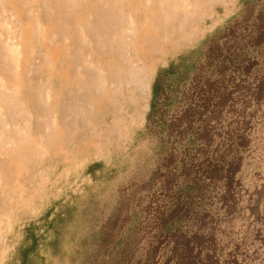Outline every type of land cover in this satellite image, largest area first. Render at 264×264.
Listing matches in <instances>:
<instances>
[{"label": "rangeland", "instance_id": "1", "mask_svg": "<svg viewBox=\"0 0 264 264\" xmlns=\"http://www.w3.org/2000/svg\"><path fill=\"white\" fill-rule=\"evenodd\" d=\"M262 1L264 0H258L259 3ZM67 2L64 0L62 3L63 9ZM243 5V0H237L226 15H222V9H220V19L216 23L209 21L204 26L205 32L193 44L174 52L154 67L147 102L144 105L143 119L137 126L131 127L129 118L133 111L131 104L126 106L128 111L121 115V113L108 112L98 103L90 113L83 115L79 111L74 118L64 121L61 115V102L57 98L53 100V96L66 90L65 75L61 73V69L72 70L71 65L66 66L69 56H65L69 55L68 49L73 47L75 40L71 38L72 31L68 27L70 24L67 26L64 15L58 14L57 22L60 23L61 29L59 27L53 29L42 11L39 0H0V43L7 44L9 47L10 44L16 45L14 49H18L19 52L17 55L19 70L16 71L13 70V66H9L12 64L8 61L9 58L7 56V59L2 58L0 54V60L3 59L0 61V78L4 79L3 90L10 93L8 95L16 93L17 100H14L16 106L20 102V105L25 107L24 110L31 114V118L33 117L30 120L31 129L19 134L18 129L26 126L24 116L16 118L17 115H9L5 124L0 120V139L2 138L0 163L4 164H0V264H18L15 254L24 239L25 229L31 224L38 226L34 230L36 233H44V241L39 246V254L46 260L49 258L47 261L50 262L47 264H57L53 258H50L46 248L52 239L51 233H45L41 225L46 216L49 220L55 216L59 211V203L64 204L78 197L79 203L84 205L91 197L90 195L98 193H101L104 198L112 197L115 189L129 176L121 169L129 172L133 169L139 170L141 174L139 179L148 176L155 167L158 157L155 149L156 139L149 134L138 139L137 135L143 131L146 124V115L151 100V86L158 70L166 68L180 54L197 49L202 41L224 26L228 20L232 18L240 20L241 13L246 9ZM29 7L32 10H28ZM58 8H61V2ZM91 9L92 3L88 0H85L84 7L81 5L78 9L77 6L74 13L77 20L74 23L78 19L81 21L83 19V21H88L87 24H92ZM33 17L35 20L38 19L36 21L38 25L35 24ZM3 22L4 25H2ZM246 24L250 27L255 22L248 21ZM259 25L263 29L261 32L263 36L257 43L245 50L232 48V51L241 56L245 52L248 53L247 56L252 64L249 73L243 75L242 68H239L236 73L229 70L226 83L220 92L223 99H217L215 106L205 113L203 119V124H209L213 128V141L209 150L226 149L231 141L236 140V136L242 135L244 139L242 146L238 147L235 154V160L238 162L233 189L236 194V211L218 221L221 222L217 228L221 264H231V261L233 264H264V91L260 98L257 97L259 87L262 83L264 84V23L261 21ZM4 26H8L7 29L9 28L11 32L5 30ZM10 36L13 37L12 40ZM104 49L97 52L100 54L98 56L100 59L96 57L98 62L101 61V67L108 63V55ZM36 54L38 55L35 56ZM80 55V60L83 62L85 56L82 55L85 53L81 52ZM63 58L65 64H62ZM124 58H126L125 55L122 56V59ZM96 59L93 62L98 64ZM7 62L10 64L8 65ZM79 67V73H83L84 68L82 65ZM27 73L29 74L26 77ZM79 73L74 74L81 77L82 73ZM56 82H58L57 85ZM179 88L181 106L172 107L173 110L167 116L168 120L186 105L196 103V101L191 103V95H195L196 90L190 81L180 85ZM47 89L52 90L50 92L52 99L48 105L43 106V103L39 101L43 96L42 92H46ZM73 97H71L72 103L77 101L83 105L77 93H74ZM47 107L50 111L46 109ZM17 119L18 121H15ZM26 119L28 123V117ZM112 119L122 122V127L126 129H124L123 137L120 140H113L115 144L108 147H104L102 143L97 144L98 133L94 131H98L104 125H110ZM11 120L14 125L19 122V126L17 125L19 128L13 126L17 128V131L16 128H11L13 125ZM40 136L43 137L41 141ZM86 141L87 143L83 144ZM88 143L90 145L85 147L84 145ZM78 145L84 147L80 148ZM94 164H101L103 171L109 168L120 170L107 182L99 183L86 173Z\"/></svg>", "mask_w": 264, "mask_h": 264}, {"label": "trees", "instance_id": "2", "mask_svg": "<svg viewBox=\"0 0 264 264\" xmlns=\"http://www.w3.org/2000/svg\"><path fill=\"white\" fill-rule=\"evenodd\" d=\"M243 4L240 20H228L197 49L158 70L146 124L137 135L156 139L158 157L148 176L139 179V170L121 169L129 176L112 197L90 195L84 205L74 197L59 203L53 218L43 219L41 226L52 237L46 248L57 264H221L218 221L236 211L235 154L244 139L236 136L226 149L209 150L213 128L203 119L223 99L227 72L242 68L246 75L252 66L247 52L241 56L232 48L245 50L263 36L259 23H264V1ZM248 21L255 24L249 27ZM187 81L196 90L191 95L196 103L168 120L172 107L181 106L178 90ZM263 91L262 83L258 98ZM119 170L103 171L94 164L86 173L100 183ZM35 228L31 224L25 229L15 254L18 264L50 262L39 254L44 233Z\"/></svg>", "mask_w": 264, "mask_h": 264}, {"label": "bare ground", "instance_id": "3", "mask_svg": "<svg viewBox=\"0 0 264 264\" xmlns=\"http://www.w3.org/2000/svg\"><path fill=\"white\" fill-rule=\"evenodd\" d=\"M88 1L92 3V9L90 12L93 18V21H91L93 22L92 24H87L88 21H83V19L82 21L81 19H78V21L74 23V21L77 20L75 18L76 16L74 17L76 8L78 6L79 9L81 5H83L84 7L85 0H66L67 3L65 7H67L66 9H68V11L65 9V7L63 9L62 3L64 2V0H39L42 11L46 15L45 17L50 22V25H52V28H60V23L57 22L58 14H60V16L64 15L63 18L65 19V24H67V26L68 24H70V26L68 27H70V30L72 31L71 38L75 39L73 42V47L68 49L69 55H65L69 56L68 61L66 62V66L69 67V65H71L72 70L70 69V71H68V68L64 70L61 69V73L65 75L66 86L64 83L63 85L66 87V90L53 96V100L54 98L60 100L61 115L62 118H64V121L68 118H74L79 111L83 115L86 113H90L98 103L102 105L103 108L108 112L121 113V115L128 111V109H126V106L131 104L133 105V111L129 115L130 126L135 127L143 119V113L145 111L144 105L147 102V93L154 67L158 65L162 60L168 58L174 52L193 44V42H195L205 32L204 26L209 21L211 23H216V21L220 19L221 15L219 10L222 9V15H226L228 11H230L231 8L235 5L237 0ZM60 2L61 8L59 9L58 6ZM29 9L32 10V8L30 7L28 8V10ZM85 9L86 8H84V10ZM33 19L35 20L34 17ZM37 20H35V24H37ZM2 25H4V22ZM7 27L8 26H4L5 30L7 29ZM36 29L38 28L36 27ZM7 30L10 31L9 28ZM57 33L59 34V31ZM9 35H11V33ZM50 35L52 36V34ZM10 38L11 40L13 39V37L11 36ZM11 46L12 44H10L9 47L7 44L0 43V54L2 55V58H6L7 56V58L10 59H8V61H11L12 64L9 63V65L8 62L7 64L9 66H13V70L16 71L19 70V61L17 60V55H19V52L18 49H14L16 45L12 47ZM101 49L106 50V53L108 55V63L104 64L102 67L100 65L101 61H97V59L99 58L98 56H100V54H98L97 52ZM81 52L85 53V55H82L85 56V59L83 58L84 63L80 60ZM95 53H97V55ZM37 55L38 54H36L35 56ZM124 55L126 56V58L122 59V56ZM94 59H96L98 64L93 62ZM2 60L3 59H1L0 61ZM62 64H65L64 58L62 59ZM80 65H82V67L84 68V72H80L82 73L81 77L75 75L76 73H79ZM34 68L35 66L33 67V69ZM7 73L8 72H6V74ZM28 74L29 73L25 74L26 77L28 76ZM11 75L13 76L12 73ZM35 76L36 75L34 74V77ZM3 80L4 79L0 78V120L3 122V124H5L6 119L9 115H17L16 118L24 116L23 119L26 126L22 124V126H24L23 129L21 127V129L18 127L19 122L17 124L18 126L14 125L12 121L13 119L11 120V124H13L11 128L18 127V134L25 133L26 131L31 129L30 120L33 117L31 118V114L24 110L25 107L23 108L20 105V102H18L16 106V101H14L17 100L16 93L8 95L10 93H7V91L4 92ZM27 80L28 79L26 78V82ZM14 81L16 82V80ZM57 83L58 82H56V85ZM11 86L10 89L12 88ZM58 86L55 87L58 88ZM51 91L50 89H47L46 92H42L43 96L41 98L39 97V102H41V104L43 103V106L48 105V103L51 102ZM74 93L78 94V98L83 102V105H80L77 101H75L74 103L71 102V97L74 96ZM46 109H48V107ZM39 112L41 113V111ZM26 117H28V123L26 122ZM18 119L15 121H18ZM45 128L46 127H44V129ZM32 129H34V127ZM124 129L125 128L122 127L121 121H114L112 119V123L110 125H104L102 128H99L98 131H94L98 133L96 136L97 144L102 143L104 147L114 145L115 141L113 140H120L126 130ZM39 138L41 141L43 137L40 136ZM85 143H87V141L83 144ZM53 145L54 144H52V146ZM88 145H90V143L84 146L86 147ZM84 146L82 145V147ZM78 147L80 146L78 145Z\"/></svg>", "mask_w": 264, "mask_h": 264}]
</instances>
